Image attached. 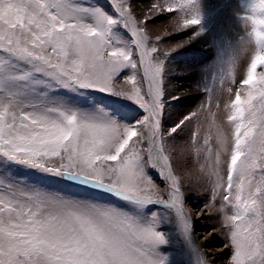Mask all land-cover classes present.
Masks as SVG:
<instances>
[{
  "label": "snow or ice",
  "instance_id": "1",
  "mask_svg": "<svg viewBox=\"0 0 264 264\" xmlns=\"http://www.w3.org/2000/svg\"><path fill=\"white\" fill-rule=\"evenodd\" d=\"M108 3L112 13L80 0H0V172L18 166L71 190L0 179V264H169L165 226L178 231L192 264H210L193 241L162 131L168 54L156 55L130 0ZM161 7L181 13L178 27L201 23L198 0ZM241 19L253 27L255 55L225 105L230 132L213 114L192 147L198 161L204 155L211 201L222 195L229 264H264V0H249ZM244 38L218 56L222 83L236 82ZM135 111L142 115L129 119Z\"/></svg>",
  "mask_w": 264,
  "mask_h": 264
},
{
  "label": "rangeland",
  "instance_id": "2",
  "mask_svg": "<svg viewBox=\"0 0 264 264\" xmlns=\"http://www.w3.org/2000/svg\"><path fill=\"white\" fill-rule=\"evenodd\" d=\"M103 1L105 0H80L81 3L102 5L112 13L110 5ZM138 2V0H130L131 11L138 22V26L145 29L149 42L157 46L158 52L156 55L163 57L165 53L168 54V58L165 60L164 72L167 104L162 120V131L167 141L166 150L171 158L174 172L181 179L182 191L185 197V210L192 218L193 241L205 256L210 252L214 253L213 256L211 255L212 257L208 256L209 261H211L210 264L229 263L231 248L226 247L228 236L226 230L222 227V213L219 211V207L223 203L222 195L217 197L214 203L211 201V186L207 182V176L200 171V164L204 163V155L201 153L198 161L192 144L193 134L198 131L196 143L202 145L203 138L211 125L213 114L216 124L221 126L226 133L230 132L229 125L226 123L225 105L234 98L235 91L245 75L246 66L250 61V54L243 53L240 55L235 70V84L230 79L221 82V78L217 73L216 62L218 56L227 57L237 46L240 37H245L246 30L242 26L241 18L248 13L249 0H198L201 23L199 26H189L192 31L184 36L179 35V33L176 35L170 34L165 23L166 18L180 22L181 13H168L161 7L166 3L175 2V0H148L147 4H149L150 9L157 12L156 14H148L150 13L148 8H143L144 12L141 14L137 9L138 6H136ZM159 14L163 18L158 17ZM153 22H158L159 26L150 25ZM199 30L201 35L197 37L195 33ZM120 32L123 38H130L129 34L123 29ZM189 36L200 39L204 44L200 45L203 54H196V57L200 60L199 63L190 53L192 41L188 38ZM229 87L232 88L231 94L227 91ZM205 88H209L210 91H205ZM62 95L67 96L70 94L64 93ZM173 96L179 99L173 100ZM217 105L219 106L217 107ZM194 112L197 115L190 122H187L186 127L174 134H169L171 127ZM126 115L129 119H139L142 113L138 111L126 112ZM213 148L215 150L214 139ZM222 159L227 161L228 157L223 156ZM148 171L154 182L162 189L161 194L166 196L164 181L155 170L149 168ZM224 174L226 176V165ZM0 179L14 180L22 187L46 184L51 189L71 191L63 183H49L42 180L39 174L34 173L32 170H25L18 166H12L6 174L0 172ZM229 211L231 210L229 209ZM203 213L208 216L205 218L204 225H202L205 228L199 227L194 222L196 219L199 220V216ZM202 229H204V234L200 236ZM163 231L169 234L170 246L168 245L162 249L168 257L169 264H192L191 254L185 247L178 231L174 227L170 228L168 226H165ZM213 239L215 243L208 244L206 242ZM223 249L227 251L224 255H221L219 251Z\"/></svg>",
  "mask_w": 264,
  "mask_h": 264
},
{
  "label": "bare ground",
  "instance_id": "3",
  "mask_svg": "<svg viewBox=\"0 0 264 264\" xmlns=\"http://www.w3.org/2000/svg\"><path fill=\"white\" fill-rule=\"evenodd\" d=\"M139 2L137 3V5L136 6H138L137 7V9H138V11L142 14L144 11H143V8L144 9H146V8H148L149 10H150V13H148V14H156L157 12H154V10L153 9H150V7H149V4H147L148 2V0L147 1H145V0H138ZM155 1V0H154ZM142 17V16H141ZM158 17H162L163 18V16L161 15V14H159V16ZM165 18V17H164ZM143 19V18H142ZM162 20H164V19H162ZM157 21H159V20H157ZM161 21V20H160ZM146 22V21H145ZM151 22V21H150ZM163 23V22H162ZM165 23H166V25L168 26V29H169V31H170V34H172V35H176L177 33H179V35H181V36H184L185 34H188V33H190L191 31H192V28H187V29H184V28H182V27H178V24L180 23V22H176V20L175 19H165ZM159 23L157 22V23H154L153 22V24H150V25H153V26H155V25H158ZM149 25V26H150ZM159 26V25H158ZM161 26H162V24H161ZM168 36V35H167ZM171 36V35H170ZM153 38V37H152ZM187 38V37H186ZM188 38H190L191 39V41H192V43H191V47L190 48H192V49H190V53L192 54V56L194 57V59L199 63V59L196 57V54H200V53H202L203 54V50H202V47L200 46L201 44H203L201 41H200V39H194V37L192 36V37H188ZM174 42V41H173ZM176 43V42H175ZM183 43V42H182ZM167 44V43H166ZM171 45V44H170ZM204 45V44H203ZM178 46V45H177ZM168 47V46H167ZM172 47V46H171ZM160 48V47H159ZM178 48V47H177ZM177 48H175V49H177ZM174 49V48H173ZM201 51V52H200ZM171 52V51H170ZM173 53V52H172ZM186 59V58H185ZM208 216L206 215V214H201L200 216H199V220H195L194 222L196 223V225H198L199 227H201L202 225H204V221H205V218H207ZM195 225V224H194ZM203 228H205L204 226H202ZM164 229V228H163ZM200 233V232H199ZM204 234V229H202V232L200 233V236L201 235H203ZM206 238V237H205ZM204 238V239H205ZM211 239V238H210ZM172 240V239H171ZM177 240H179V239H177ZM174 241V240H173ZM203 242V241H202ZM208 244H210V243H215V241H214V239L213 240H211V241H209V240H207L206 241ZM205 245H207V244H205ZM170 246V245H169ZM202 247H203V245H201ZM171 247H173V246H171ZM176 247V245L174 246V248ZM215 247V246H214ZM173 248V249H174ZM208 248V247H207ZM226 249H223L222 251H219V252H221V255H224L225 253H226ZM171 252H173V251H171ZM213 254L214 253H209V254H206V257L209 259V257H212L213 256ZM171 255V254H170ZM212 255V256H211ZM209 256V257H208ZM213 261V260H212ZM178 263V262H177ZM210 263H211V261H210ZM180 264V263H179ZM226 264H229V263H226Z\"/></svg>",
  "mask_w": 264,
  "mask_h": 264
},
{
  "label": "clouds",
  "instance_id": "4",
  "mask_svg": "<svg viewBox=\"0 0 264 264\" xmlns=\"http://www.w3.org/2000/svg\"><path fill=\"white\" fill-rule=\"evenodd\" d=\"M242 26L246 30L245 38L240 41V52L249 53L250 57L255 55V46L253 38V27L247 20H242Z\"/></svg>",
  "mask_w": 264,
  "mask_h": 264
}]
</instances>
